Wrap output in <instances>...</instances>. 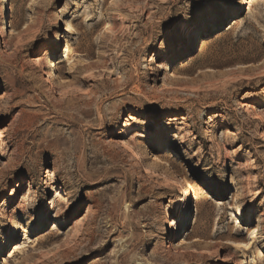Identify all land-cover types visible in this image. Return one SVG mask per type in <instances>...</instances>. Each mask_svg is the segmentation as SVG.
Listing matches in <instances>:
<instances>
[{
  "label": "rangeland",
  "instance_id": "obj_1",
  "mask_svg": "<svg viewBox=\"0 0 264 264\" xmlns=\"http://www.w3.org/2000/svg\"><path fill=\"white\" fill-rule=\"evenodd\" d=\"M0 96V264H264V0H4Z\"/></svg>",
  "mask_w": 264,
  "mask_h": 264
},
{
  "label": "bare ground",
  "instance_id": "obj_2",
  "mask_svg": "<svg viewBox=\"0 0 264 264\" xmlns=\"http://www.w3.org/2000/svg\"><path fill=\"white\" fill-rule=\"evenodd\" d=\"M242 1H243V5L244 6H248V9H252L254 7L255 3L257 1H259V0H242ZM1 2H4V0H0V3ZM61 22H63V20L59 19L58 20V23L60 24ZM58 43H59V36L57 34V37L54 40V45L53 46L54 47H57L58 46ZM192 60H190V61H192ZM0 97H2V96H0ZM129 120H131V118H129ZM3 137H4L3 136V133L0 132V139L3 138ZM141 137H144V136H142V134H136V136H133L134 140H132L130 142V144L131 145H134V144L135 145H137V144L139 145V143L142 142V141H139ZM137 142H139V143H137ZM117 146L121 150H124V151L128 152L130 154L131 158L134 161H139L138 162L139 164H141V165L143 164L142 157L140 156V152L139 151H136V150H133V148H130L129 143H127L126 141H124L122 139V140H120V141L117 142ZM0 156H1V152H0ZM151 162L156 163L157 162V159L154 157V158L151 159ZM159 165L165 166V163H159ZM151 170H152V168L144 167L143 168V171H144L145 176H150L151 175ZM192 175H193V177L190 175L187 178H185L184 180H182L181 185L179 186V190L181 192V195H182L183 199L179 200L174 205V210L175 211H177V210L180 211V208L181 207H184L181 210V216L179 218V223L178 224H175L173 222V220L170 221V222H167L166 221V224H167L166 236L168 237V236L172 235L171 237H168L169 238V241L171 242V245H170V248L168 247L169 250L166 251V253H177L178 252L176 245L172 242L173 239H174V236H173L174 234L173 233H174V230L176 232L178 231L179 225H183L186 222L185 220H186V218H187V216H188V214L190 212V204L192 203V195H191V193L194 195L193 200H195L196 203H200L202 200H205V198H206V197H203V195L205 194V191H206V188L205 187L204 188L197 187V191L199 190V193H197V191H195V188H196L197 185H196V180L194 178L197 176V173L193 172ZM200 189H202V190H200ZM28 198H29V192L26 194V196H25L24 199L27 200ZM182 202H183V204H181ZM88 212H89V210H87L86 213H88ZM236 213H239V212H237V209H236ZM167 217L168 218H171V216H167ZM254 223L256 224V228H258V227H260L262 225V222L260 221V219H256L254 221ZM254 233H255V230L251 234V236H252V238H250L251 241L253 239H255ZM223 243H224V245H227V246L233 245V244L228 243V242H223ZM250 243L249 244L247 243L245 245V247H243V248H240V247L238 248L237 247L235 249L236 250H241V251H247ZM25 248H26V242H23L22 244L18 243V244L13 245L11 247L12 252L8 256V258L10 260L15 259L18 254H20L21 252L24 251ZM246 263L248 264V262H245V264ZM249 264H250V262H249Z\"/></svg>",
  "mask_w": 264,
  "mask_h": 264
},
{
  "label": "snow or ice",
  "instance_id": "obj_3",
  "mask_svg": "<svg viewBox=\"0 0 264 264\" xmlns=\"http://www.w3.org/2000/svg\"><path fill=\"white\" fill-rule=\"evenodd\" d=\"M236 247L243 248V247H245V245H236Z\"/></svg>",
  "mask_w": 264,
  "mask_h": 264
}]
</instances>
